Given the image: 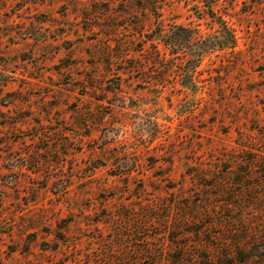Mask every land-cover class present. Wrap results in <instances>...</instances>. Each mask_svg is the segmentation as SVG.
<instances>
[{"label":"rangeland","instance_id":"1","mask_svg":"<svg viewBox=\"0 0 264 264\" xmlns=\"http://www.w3.org/2000/svg\"><path fill=\"white\" fill-rule=\"evenodd\" d=\"M261 225L264 0H0V264H216Z\"/></svg>","mask_w":264,"mask_h":264},{"label":"trees","instance_id":"2","mask_svg":"<svg viewBox=\"0 0 264 264\" xmlns=\"http://www.w3.org/2000/svg\"><path fill=\"white\" fill-rule=\"evenodd\" d=\"M222 33L224 34L223 39L220 41L219 46L222 48L230 47L233 48L236 45V37L232 33V31L227 27V25L222 22ZM161 37H165L166 34H160ZM166 39H163L165 42ZM199 41V40H197ZM196 41V42H197ZM170 43V42H169ZM151 47L155 49L158 53L157 45L151 44ZM197 233H201L200 229L196 230ZM236 232V231H235ZM193 233V232H191ZM248 235L247 238H250L252 243H249L248 247H245L241 242L242 239L238 237L232 240L231 244L227 242V244L223 245L220 249H213L214 245H211L212 239L209 236L208 242L210 243V247L206 248V250L212 252L217 251V257L220 261H216V264H264V225H261L259 229L256 230H247ZM247 238L245 240H247ZM234 240V241H233ZM188 245L182 244L180 245V249L186 250L188 249ZM196 258H199L198 264H210L213 260L209 254L205 255H195ZM178 261L174 264H185V262L180 260L178 256ZM260 260V261H258Z\"/></svg>","mask_w":264,"mask_h":264}]
</instances>
